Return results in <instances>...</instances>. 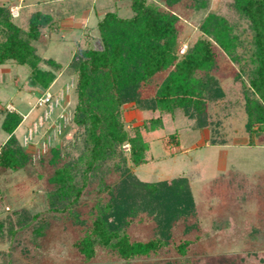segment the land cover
Returning a JSON list of instances; mask_svg holds the SVG:
<instances>
[{
  "label": "rangeland",
  "instance_id": "rangeland-1",
  "mask_svg": "<svg viewBox=\"0 0 264 264\" xmlns=\"http://www.w3.org/2000/svg\"><path fill=\"white\" fill-rule=\"evenodd\" d=\"M149 1L167 7L163 0ZM209 2L212 11L236 22L231 0ZM114 4L121 16L133 15L130 0H0V6L7 7L12 20L25 30L33 13L41 11L52 16L55 22L43 30L38 51L44 59L42 68L63 78L43 90L29 83L26 68L13 62L0 66V103L17 105L24 113L34 109L35 114L40 111L44 115L37 120L35 132L23 144L18 141L30 157L27 165L16 172H0V262L197 264V258L204 255L264 253V143L250 138L245 128V87L239 80L247 82L246 77L237 64L221 53L212 77L226 97L209 102L211 125L199 129L181 110L171 115L125 105L121 113L124 129L131 138L136 137V130L140 134L142 143L138 145L145 147L146 164L134 169L129 158L131 144H125L122 153L127 157L126 162H108L110 170L102 171L105 183L100 184L102 180L97 172L98 176L91 179L71 212L48 211L49 179L55 169L50 164L51 149L67 147L61 165L67 160L77 162L79 154L74 144L77 130L71 120L76 82L66 74L70 72L67 67L79 49L101 48L95 28L105 13L114 9ZM170 9L182 25L177 48L182 56L202 37L199 28L206 12L197 10L192 0H182ZM243 36L250 39L247 33ZM50 60L60 67L51 66ZM16 74L20 80L15 85ZM153 92L146 89L145 95L152 97ZM45 94L52 96V111L37 105ZM159 118L161 127L157 123ZM170 134H177V144L170 142ZM6 136L0 130V146ZM113 163L118 167H112ZM128 167L144 182L187 177L197 202V214L178 221L169 245L158 253L123 259L112 248L98 246L93 258H85L74 244L91 226L98 204L107 202L108 195L100 189L104 185H121L120 180L124 179L121 175ZM34 215L38 218L33 221ZM39 226L43 227L41 234L35 231ZM127 233L133 242H147L156 238V224L153 218L141 213L133 219ZM185 242L190 244L181 254L178 246Z\"/></svg>",
  "mask_w": 264,
  "mask_h": 264
},
{
  "label": "trees",
  "instance_id": "trees-1",
  "mask_svg": "<svg viewBox=\"0 0 264 264\" xmlns=\"http://www.w3.org/2000/svg\"><path fill=\"white\" fill-rule=\"evenodd\" d=\"M130 1L131 17L121 16L114 4V9L98 21L95 29L101 48H81L68 64L70 72L66 74L76 82L71 120L77 130L74 144L79 154L77 162L67 160L61 165L67 147L51 149L50 164L55 169L47 192L49 212H71L97 172L100 184L105 183L102 171L110 170L107 163L126 162L122 153L125 144H131L129 158L134 169L146 164L145 147L138 145L142 143L140 134L136 130V137L131 138L124 129L121 113L125 105L171 115L181 110L195 121L197 128L211 125L209 102L226 97L212 77L221 54L237 64L246 77L247 82L239 80L245 87V128L250 138L264 143V0H231L236 22L212 11L209 0H192L197 10L206 12L199 28L202 37L182 56L177 53L182 25L170 9L182 0H163L166 8L149 0ZM54 22L50 14L37 11L25 30L12 20L7 7L0 6V66L13 62L26 68L29 83L47 90L57 75L42 68L44 59L38 44L43 30ZM244 33L250 39L243 38ZM56 63L49 61L51 66L60 67ZM146 89H153L154 96H146ZM21 122L18 113L6 112L2 129L10 138L0 148V172H16L29 161V155L14 136ZM157 123L162 126L160 118ZM169 139L178 143L177 134H170ZM112 167L117 168V163ZM121 176V185H104L100 189L108 195L107 202L98 204L91 226L74 244L85 258H93L98 246L112 248L123 259L158 253L169 245L175 224L197 214V202L187 177L144 182L129 167L124 168ZM141 213L153 218L157 236L147 242H133L127 229ZM37 218L34 215L31 219ZM42 229L39 226L35 231L41 234ZM188 243L179 244L181 254ZM196 262L264 264V253L204 255Z\"/></svg>",
  "mask_w": 264,
  "mask_h": 264
},
{
  "label": "crops",
  "instance_id": "crops-1",
  "mask_svg": "<svg viewBox=\"0 0 264 264\" xmlns=\"http://www.w3.org/2000/svg\"><path fill=\"white\" fill-rule=\"evenodd\" d=\"M61 78H62L61 75L57 76L54 83H57L59 80H61ZM19 80H20V76L18 74H16L15 75V85L18 83ZM19 93L21 94V92H19ZM10 108H13L14 112L18 113L22 117V122L19 125V127L15 130L14 136L17 138V140L21 144H23V140L26 137H28L29 134H33V132H35V130L37 129V126H36L37 120L44 115L40 111L37 114H35L34 109L24 113L19 109V107L17 105H13L12 103L2 105L0 103V130L3 131L4 133H6V132L2 129V125H3V122L5 120L6 112H13ZM52 117H53V115H51L50 118H52ZM58 117H60V115H58ZM9 138H10V136H9V134H7L6 138L1 143V146L3 144H5ZM1 146H0V148H1Z\"/></svg>",
  "mask_w": 264,
  "mask_h": 264
},
{
  "label": "built area",
  "instance_id": "built-area-1",
  "mask_svg": "<svg viewBox=\"0 0 264 264\" xmlns=\"http://www.w3.org/2000/svg\"><path fill=\"white\" fill-rule=\"evenodd\" d=\"M40 108H45L47 110H51L52 111V107H53V100H52V96L50 94H45L43 95L37 104Z\"/></svg>",
  "mask_w": 264,
  "mask_h": 264
}]
</instances>
